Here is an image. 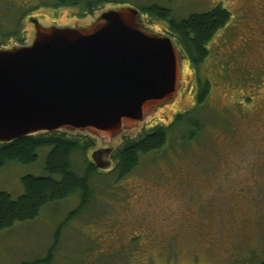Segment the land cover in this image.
<instances>
[{
    "label": "rangeland",
    "instance_id": "obj_1",
    "mask_svg": "<svg viewBox=\"0 0 264 264\" xmlns=\"http://www.w3.org/2000/svg\"><path fill=\"white\" fill-rule=\"evenodd\" d=\"M125 2L126 7L142 10L169 9L176 20L221 4L232 19L213 38L210 57L197 72L182 56L180 90L172 103L111 143L96 140L88 159L151 125H172L177 113L197 106L199 85L209 82L208 100L198 116L204 133L189 143L182 140L185 129L179 126L164 149L142 158L138 169L124 179L109 183L97 178L92 185L95 197L78 217L73 215L80 205L75 195L44 209L35 221L0 233V264L46 261L57 234V249L46 264H262L264 0ZM110 9L113 6L107 5L88 17L79 16L76 7L57 8L54 0H0V32H14L19 22L20 38L29 46L36 37L34 19L44 27L78 28ZM157 20L147 19L146 28L167 34L168 23ZM13 40H5L4 49L20 45ZM43 160L44 154L33 166L0 170V192L18 198L23 193L21 178L41 175ZM105 161L102 156L100 162ZM113 168L111 164L101 169L102 174Z\"/></svg>",
    "mask_w": 264,
    "mask_h": 264
},
{
    "label": "water",
    "instance_id": "obj_2",
    "mask_svg": "<svg viewBox=\"0 0 264 264\" xmlns=\"http://www.w3.org/2000/svg\"><path fill=\"white\" fill-rule=\"evenodd\" d=\"M32 22L31 45L0 50V143L60 130L111 143L180 90L177 46L149 31L137 8L110 9L78 28ZM113 151L93 153L98 169L111 167Z\"/></svg>",
    "mask_w": 264,
    "mask_h": 264
},
{
    "label": "trees",
    "instance_id": "obj_3",
    "mask_svg": "<svg viewBox=\"0 0 264 264\" xmlns=\"http://www.w3.org/2000/svg\"><path fill=\"white\" fill-rule=\"evenodd\" d=\"M125 1L54 0L55 7H76L79 16L88 17L94 16L107 5L113 8L126 7ZM139 10L143 17L144 14L149 16L144 19H149L150 22L159 19L168 23L167 34L173 38L181 55L189 61L195 71H198L210 57L209 46L215 35L232 19L231 13L221 4L206 13L194 14L185 20L174 19L169 9L159 6ZM0 35L3 40L16 37L19 46L25 44L17 30L6 34L0 32ZM3 47H6L4 43L0 48ZM204 85L202 87L199 85V93L197 90V106L190 111L177 113L172 125H151L135 138L124 137L111 155L114 168L110 174H102L103 171L97 168L93 160L88 159L89 152L96 147L98 140L89 133L56 131L0 143V170L10 165L33 166L44 154L42 174L36 176L27 174L22 177L23 193L18 198L0 192V233L9 231L17 225L35 221L44 209L56 206L75 195L80 197L79 208L73 214L78 217L88 210L95 197L92 185L97 178L104 177L109 183L124 179L138 169L142 158L164 149L170 142L172 130L179 126L185 129L183 139L180 137L182 140L190 143L199 139L204 133L205 125L198 116L204 109L211 90L209 82ZM58 236L59 234L56 235L54 246L49 250L48 259L31 264L51 262L58 246Z\"/></svg>",
    "mask_w": 264,
    "mask_h": 264
},
{
    "label": "flooded vegetation",
    "instance_id": "obj_4",
    "mask_svg": "<svg viewBox=\"0 0 264 264\" xmlns=\"http://www.w3.org/2000/svg\"><path fill=\"white\" fill-rule=\"evenodd\" d=\"M66 7V6H65ZM61 8H63V7H61ZM16 24H14V29L15 30H17V31H19V27H18V23L19 22H15ZM1 36V35H0ZM11 39V38H10ZM12 39H14L13 41H16L17 42V40H16V37H14V38H12ZM1 40H3V39H1ZM3 42V41H2ZM4 42H5V40H4ZM3 42V43H4ZM16 46V45H15ZM12 47V46H11ZM4 48V47H3ZM0 49H2V48H0Z\"/></svg>",
    "mask_w": 264,
    "mask_h": 264
}]
</instances>
